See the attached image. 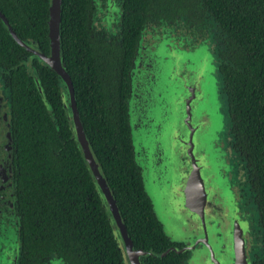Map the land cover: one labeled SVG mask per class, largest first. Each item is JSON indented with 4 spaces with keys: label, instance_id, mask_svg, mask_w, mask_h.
Masks as SVG:
<instances>
[{
    "label": "trees",
    "instance_id": "obj_1",
    "mask_svg": "<svg viewBox=\"0 0 264 264\" xmlns=\"http://www.w3.org/2000/svg\"><path fill=\"white\" fill-rule=\"evenodd\" d=\"M105 1L63 0L61 57L85 133L132 243L143 252L142 264H188V253L179 251L183 245L155 213L130 125V72L144 33L152 29L203 45L215 42L211 51L226 98L230 146L246 177L245 202L259 216L263 247L252 264H264V0H111V27L99 17ZM10 2L1 3L0 11L20 39L48 56L50 0ZM0 66L16 108L20 226L34 260L56 255L66 264H128L71 129L63 81L20 46L1 20Z\"/></svg>",
    "mask_w": 264,
    "mask_h": 264
},
{
    "label": "rangeland",
    "instance_id": "obj_2",
    "mask_svg": "<svg viewBox=\"0 0 264 264\" xmlns=\"http://www.w3.org/2000/svg\"><path fill=\"white\" fill-rule=\"evenodd\" d=\"M111 7H113L111 0L105 1V4L100 7L102 8V13L99 17L102 19V24L108 27H111L115 22V16L113 19H109L107 16V9ZM160 39L159 42L161 45L159 46V49L154 52L152 58L153 62L160 67L157 68V82L151 87L153 89L154 102L161 103L162 105L161 109H157V115H155L154 122L149 126V132L143 130L142 123L138 126L139 130L137 132L139 133H136L137 139L135 141L138 163L153 164L155 159V154H153L151 149V145L154 143L153 138L155 137L156 142L158 143L165 137L167 134L166 129L169 128L168 123L172 120L171 118L175 114L177 115V106H180V103L184 104L185 102L183 101L185 98L184 91L182 93L183 100L177 96L178 88L183 84L181 78L186 77L188 80L189 70L196 71V64H200L197 74L200 73V78L204 82L205 86L203 89H205V94L203 93L204 95L202 94L203 96H199L197 100L200 105L199 108H204L201 115L205 114L202 118L206 119L207 111L210 117L203 124L205 126L203 151L206 155H202V160H205V162L210 165L209 168H206L207 172L204 171L206 174L207 185L209 183L215 184L218 191L229 186L230 193L226 195L223 190L219 191L222 192L224 198L219 194L218 199H222L227 204L231 198V202L235 204L238 202V198H240L239 194L242 191L240 184H243L244 173L242 172L239 158L234 157V153L231 149V152H229V146L226 144L228 138L230 137L231 139V128L227 116L226 98L221 92V79L218 76L216 57L213 51H211V49L215 47L213 45L215 42L211 40L209 45L206 43L203 45L199 41L195 42L192 40L190 43H187L190 41L189 39L180 38L169 32L164 33ZM180 55H184L190 60L186 59L185 62L179 60V65L175 67L173 63L175 62L176 57ZM194 60H198L196 64ZM168 68L169 70H167ZM170 70L172 72H169ZM173 76L176 80L172 83L170 78ZM192 82L194 83L195 81ZM161 92L163 93L162 97L160 96ZM166 92L170 93L166 95ZM137 101L138 100L136 99L133 103H130L132 105L131 116L133 122L135 120V123H140V120L138 119L139 113H135V107H140L139 101ZM175 101H177L176 108H174L173 105V102ZM156 106H158V104H156ZM205 109H207V111ZM163 113L167 114L163 117ZM160 115L162 116L160 117ZM175 134V131L173 135L169 133L168 137L170 141L175 140L177 137ZM170 147L171 150H173L172 155L166 152V155H163V160H160L161 157L156 155L158 157L157 161L160 163L159 167H154V175L156 177L155 183L157 185L153 182L154 189H151L146 177L145 183L150 197L153 200L156 213L164 224L166 233L176 240L189 243L191 242V236L197 237V229H195L194 225L199 223L195 216L183 208L182 193L179 192V190H181L180 182L185 180V174L187 173L185 164H187L189 156L183 149H181L182 151L179 156L176 151L177 147L174 146V148H172L171 145ZM183 152L185 154H183ZM143 167L145 169L146 165ZM234 185L236 186L235 189H233ZM166 191L170 192V194H166ZM159 194L163 195H161L160 198H157ZM237 205L239 206V202ZM241 206L245 208L244 213L247 214L248 221H251L250 227L252 233H254L257 231L256 223L259 218L258 210L256 211V209H254V206H252L249 199H247L246 202L243 201ZM170 214L172 218L168 216ZM187 220L189 224L187 223V225L184 226ZM211 220L213 223H210L212 230L210 234L213 243L211 241L210 243L214 248L215 256L222 264H229V262L226 261L229 253L227 251L229 250L227 238L229 234L228 231L230 230L227 228V219L211 216ZM257 235L258 237L254 238L253 245H250V249L253 253L255 251H257V253L262 252L263 245L260 239V233L257 232ZM200 251L201 252H197L198 254H195L194 257L188 260V264H212L206 254V248Z\"/></svg>",
    "mask_w": 264,
    "mask_h": 264
},
{
    "label": "water",
    "instance_id": "obj_3",
    "mask_svg": "<svg viewBox=\"0 0 264 264\" xmlns=\"http://www.w3.org/2000/svg\"><path fill=\"white\" fill-rule=\"evenodd\" d=\"M62 4H63V0H50L49 38H50L51 51L48 56L40 53L33 46L20 39V37L17 35L13 27L10 25L6 16L1 11H0V19L2 20L3 24L5 25L11 37L20 46H22L25 50L31 52L35 57L39 58L42 62H44L47 66H49L52 70H54L63 81L66 88L65 93L68 94V100H66V104L64 105V108L66 110L71 125V129L76 135L77 140L79 141L84 151L89 169L93 177L95 178L97 185L100 188L103 197L109 207L114 228L120 239V246L124 251L125 261L128 264H142L141 257L143 256V252L141 250H136L132 243V240L124 223L123 217L121 215L113 191L110 188L107 178L103 172V169L99 161L97 160L95 153L85 133V129L81 121L77 102H76L75 89L72 78L63 66L62 57H61ZM186 59L190 60L184 55H180L176 57L173 65L177 67V65H179V60L185 62ZM194 61L196 64L198 60H194ZM199 65L200 64H196L197 67V68L195 67L196 71H190L188 69L189 70L188 80L186 77L181 78L183 84L181 87L178 88L177 96L183 100L182 93L184 91L185 98L183 101L185 102L184 104L180 103V106H177V115L175 114L171 118L172 120L168 123L169 128L166 129L167 134L158 143L156 142L155 137L153 138L154 143L151 145L153 154H155V159L153 164L152 165L148 163L139 164L142 168V175L144 174L143 179H144L145 189L149 194L147 185L145 183V177L149 182L150 188L154 189L153 182L155 183V179H156L154 175V167L157 168L160 166V163L157 161L158 157L156 155H159L161 157L160 160L164 159L163 155H166V152L172 155L173 150H171L170 145L172 146V148H174V146L177 147L176 151L178 152L179 156H180V152L182 151L181 149L185 150V153L189 156L188 157L189 160L187 161V164H185L187 168V173L185 174V180L183 182H180L181 190H179V192L182 193L183 208L188 210L190 214L195 216L196 219L199 221V223L194 225L195 229H197L196 234H201L200 237L198 238L199 239L198 243L206 248V254L208 256V259H210V261L212 262V264H222L221 261H219L216 258L214 253V248L210 243V241L212 242L211 239L212 236L210 235L208 236L206 231H207V225L213 223L211 220V216L215 218H225L227 219L226 220L227 228L230 229L228 231L229 234L227 238V245L229 244L228 245L229 250L227 251L229 253L226 258V261H228L229 264H249L250 241H249V233H248L249 231L248 221H244L240 218L239 206L236 203L235 204L232 203L231 198L229 199L227 204L222 199H218L219 194H221V197L224 198L222 192L219 191L223 190L226 193V195L230 193L229 186L218 191L217 186L215 184L209 183L207 185V179L205 176L206 174L204 173V171L207 172L206 168H209L210 165L207 164L205 160H202V155L204 154L206 155V153L203 151V144L205 139L204 137L205 126L203 124L210 117L207 109H205L207 111L206 119L202 118L203 115L205 114L204 113L201 115V113L204 111V108L202 109L199 108L200 105L197 100L199 96L201 97L205 94L204 93L205 89H203L205 86L204 82L200 78L201 77L200 73L197 74V70H199L198 68ZM192 81L195 82L193 83ZM38 89L40 92H42L40 86H38ZM176 103L177 101L173 102L174 108H176ZM129 113H130V125L132 128L133 142L135 145V141L137 139L136 133H139L137 132L139 130L138 126L141 123L143 124L145 122L142 120H140V123L139 122L135 123V120L133 122V118L131 116V104H130ZM154 119L155 118L149 119L148 123H153ZM174 131L176 132L175 135L177 137L175 138V140L170 141L168 135L169 133L173 135ZM135 150H136V146H135ZM185 153L183 152V154ZM144 165H146L145 169L143 167ZM155 185L157 184L155 183ZM165 193L170 194V192L168 191H166ZM161 195L163 194H159L157 198H160ZM171 214L168 215L170 218H172ZM187 223L189 224L188 220L184 226H186ZM171 250L172 249L167 250L164 253V255L168 254Z\"/></svg>",
    "mask_w": 264,
    "mask_h": 264
},
{
    "label": "flooded vegetation",
    "instance_id": "obj_4",
    "mask_svg": "<svg viewBox=\"0 0 264 264\" xmlns=\"http://www.w3.org/2000/svg\"><path fill=\"white\" fill-rule=\"evenodd\" d=\"M11 0H0L3 4H11ZM2 12V11H1ZM4 15L5 13L2 12ZM6 16V15H5ZM7 18V17H6ZM1 20V19H0ZM2 21V20H1ZM9 21V20H8ZM10 23V22H9ZM170 31L166 30H147L142 37L141 44L139 46V53L135 56L134 66L130 72L131 78V98L129 99L130 103H133L136 99L139 101V108L135 107V113H139V120L144 121L142 124L143 130L149 132V126L151 123H148V120L155 118L157 115V109H161V103H156L153 100V86L157 82V68L160 66L153 62V54L156 50L159 49L160 37L164 33ZM9 34V32H8ZM183 39H188L186 35H177ZM191 41L187 42L190 43ZM138 52V51H137ZM29 64V62H27ZM4 70V69H3ZM169 70V68L167 69ZM171 72V71H169ZM175 76V74H174ZM174 76L171 78V82H174L176 78ZM170 92H166L168 95ZM160 96H163V93H160ZM162 99V98H161ZM137 101V102H138ZM164 101V100H163ZM158 104V106H156ZM132 106V105H131ZM134 107V106H133ZM16 108L13 105L11 90L8 86L2 69L0 66V264H66L56 255H50L45 258H42L38 263L34 260L30 248L25 245V241L22 236V229L20 226V207L18 201V188H17V142L15 139L16 133ZM167 113H163L166 115ZM162 115H160L161 117ZM141 118V119H140ZM230 137L226 144L232 150L230 146ZM233 151V150H232ZM239 158V157H238ZM240 160V158H239ZM237 162V161H236ZM240 163V161H239ZM241 164V163H240ZM242 168V164H241ZM242 172L244 170L242 168ZM242 173V174H243ZM243 184H240L242 188L240 198H238L240 206V218L244 221H248L247 214L244 213L245 208L241 206V203L245 202V197L243 196L246 177L244 174ZM236 186H233L235 189ZM238 202H236L238 204ZM250 222L248 221L249 226V241L250 245H253L254 238L258 237L257 231L252 233L250 227ZM211 224L207 225V235L211 236ZM197 237L191 236V242L187 243L186 241L176 240L173 237L172 240L183 245L180 252L188 253V260L194 257L195 254L201 252L200 250L205 249L204 246L200 245L198 238L201 234H196ZM198 252V253H197ZM253 251H249V264H252V254ZM188 263V262H187Z\"/></svg>",
    "mask_w": 264,
    "mask_h": 264
}]
</instances>
